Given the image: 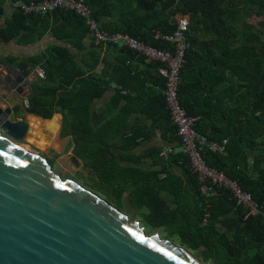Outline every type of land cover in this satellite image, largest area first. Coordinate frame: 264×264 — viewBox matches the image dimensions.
Here are the masks:
<instances>
[{"label":"trees","instance_id":"16d2710c","mask_svg":"<svg viewBox=\"0 0 264 264\" xmlns=\"http://www.w3.org/2000/svg\"><path fill=\"white\" fill-rule=\"evenodd\" d=\"M39 1L0 0V16L7 2ZM85 4L99 32L126 35L163 50L171 48L163 36L176 31L177 16L189 17L181 106L197 119L195 129L210 142L227 141L224 152L205 148L204 160L251 193L260 213L248 217L247 209L224 187L203 195L190 158L182 151L159 156L164 145L179 143L163 95L161 64L124 47L95 45L85 22L72 11L37 15L14 8L0 27V46H26L46 36L61 43L31 58H5L22 69L44 70L46 79L31 85V110L45 119L62 115V132L58 119L50 124L52 140L60 132L63 139L71 137L73 156L95 176L93 192L107 196L110 204L113 195L135 210L147 209L150 223L171 229L181 245L206 264L215 254V264H264V31L249 21L264 15V0ZM108 93L111 99L97 107ZM142 116L148 123L132 126L133 119ZM33 125L38 128V123ZM32 136L39 147L54 149L46 147L44 136ZM157 137L162 147L148 148L140 158L135 155ZM143 158H150L154 168L139 167Z\"/></svg>","mask_w":264,"mask_h":264},{"label":"water","instance_id":"95a60500","mask_svg":"<svg viewBox=\"0 0 264 264\" xmlns=\"http://www.w3.org/2000/svg\"><path fill=\"white\" fill-rule=\"evenodd\" d=\"M37 80L34 67L0 62V264H206L186 247L132 223L20 143L39 132L48 138L44 124L58 119L25 107ZM215 260L216 254L208 264Z\"/></svg>","mask_w":264,"mask_h":264},{"label":"built area","instance_id":"2783aa9c","mask_svg":"<svg viewBox=\"0 0 264 264\" xmlns=\"http://www.w3.org/2000/svg\"><path fill=\"white\" fill-rule=\"evenodd\" d=\"M14 8H20L25 14L44 15L57 10L72 11L85 22L89 33L93 35L95 45L112 44L124 47L142 56L147 61H155L161 64L158 68L160 76L166 80L163 92L166 106L170 111L172 123L177 128L179 145L181 151L187 154L191 162V170L197 176L200 183V192L205 196L212 195L217 188L231 190L238 205L244 206L247 216H257L260 207L252 194L244 191L237 181L230 179L224 172L207 165L202 151L209 148L211 151H225L227 141L222 144L210 142L208 138L195 129L196 118L191 117L182 108L179 99V87L182 82V67L186 63V52L188 49L187 33L190 29L188 16H177V29L172 35L163 36V39L170 43L169 49H157L144 45L131 39L126 35H106L98 31L95 22L91 17V11L85 4V0H43L39 2H16ZM38 79L45 80L46 75L43 69H37ZM29 100H25V106L29 107ZM175 153L174 145H164L159 153L161 158H167ZM162 174L160 177L164 178Z\"/></svg>","mask_w":264,"mask_h":264},{"label":"rangeland","instance_id":"374dc122","mask_svg":"<svg viewBox=\"0 0 264 264\" xmlns=\"http://www.w3.org/2000/svg\"><path fill=\"white\" fill-rule=\"evenodd\" d=\"M249 21L254 24L256 29L264 31V15L260 17L253 16L249 19ZM61 132L60 134H58V136L51 140L52 143H47L49 146L52 145V148H54L53 150H43L41 147H39V145L36 144L35 136L32 135H28V137L20 143L33 152L41 154L42 157L48 160L50 166L54 171H56L66 179L72 180L80 186L93 192V188H95L94 174L75 159L72 154L74 144L72 143L71 137L67 136V138L62 139ZM40 134L46 137L43 133L40 132ZM36 140L41 141V139ZM99 196L102 197L101 195ZM105 197L109 199L107 196ZM105 197L102 198L107 200ZM112 199L114 200V204L112 205L119 209L127 218L130 219L132 223H136L137 221H139L143 225V227H145L146 232H148L149 234H159L163 239L169 238L177 245L182 246L180 236L177 234H172L171 229L167 227H156L155 224L148 221L147 209L135 210L125 199L122 201H118L116 199V196L111 195L110 200Z\"/></svg>","mask_w":264,"mask_h":264},{"label":"crops","instance_id":"0c3cea01","mask_svg":"<svg viewBox=\"0 0 264 264\" xmlns=\"http://www.w3.org/2000/svg\"><path fill=\"white\" fill-rule=\"evenodd\" d=\"M13 11H14L13 5L10 2H7L5 5V14L0 16V27L5 25V20L10 17V15H11V13H13ZM50 45H61V43L57 42L54 38H51L49 36L44 37L43 39H41L40 41H38L34 44H30V45H26V46L17 45L14 42H10L7 45L0 46V62L3 63V61H5V58L8 56H15L18 59H26V58L34 57L36 55H40ZM37 69H41V68L40 67L36 68V71H37ZM111 97H112V93H108L103 101L97 103V107L103 106L105 103H107L111 99ZM55 116L58 117L59 123H62V119H63L62 115L57 114ZM30 117H31V119H30ZM27 119L30 122V124L32 123L31 125L38 123L37 119L35 117H33V115H28ZM146 123H148V121L146 120L145 117H143V116L137 117L136 119H133L132 126L142 125V124H146ZM39 124H42V123L39 122ZM50 124H51V121L50 122L48 121L44 124V127H45L44 129L47 130V132L49 134L48 138L45 137L44 142H43V143H45L46 147L49 146L47 143H52V141H51L52 135L50 133ZM163 145L164 144H163L162 140L160 139V137H157L154 140L147 142L144 146H142L140 149H138L135 152V155L139 158L143 157V156H145V152L148 148H151L154 146H159V147L161 146L162 147ZM174 147L177 151H181V146L179 145V143H176L174 145ZM41 148L44 150L43 147H41ZM139 167H142L143 169H147V170L153 169L154 168L153 161L150 158H143L139 164ZM179 173H180L181 177H183L182 172H179ZM163 195L167 196L166 193H163ZM126 199H128V196L126 197Z\"/></svg>","mask_w":264,"mask_h":264},{"label":"flooded vegetation","instance_id":"af4514ba","mask_svg":"<svg viewBox=\"0 0 264 264\" xmlns=\"http://www.w3.org/2000/svg\"><path fill=\"white\" fill-rule=\"evenodd\" d=\"M3 63H5L6 65H10V64H8L6 61H3ZM29 68V67H28ZM27 69V68H26ZM35 70H36V68H35ZM32 92V91H31ZM31 94V93H30ZM30 96V95H29ZM27 99H29V97L27 98ZM26 107V106H25ZM26 108H28V109H30L31 110V108H30V104H29V107H26Z\"/></svg>","mask_w":264,"mask_h":264}]
</instances>
